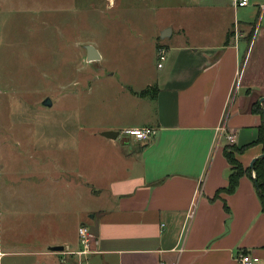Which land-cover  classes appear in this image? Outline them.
I'll list each match as a JSON object with an SVG mask.
<instances>
[{
  "label": "crops",
  "instance_id": "0c3cea01",
  "mask_svg": "<svg viewBox=\"0 0 264 264\" xmlns=\"http://www.w3.org/2000/svg\"><path fill=\"white\" fill-rule=\"evenodd\" d=\"M203 2L210 3L205 7L215 23L201 24L194 37L180 23L167 35L176 40L158 44L168 56L158 61L152 119L105 129L154 127L157 134L144 142L128 139L134 149L120 155L113 179L91 192L87 219L74 206L81 198L78 170L69 181L62 170L60 186L46 188L51 198L30 193L25 225L40 224L41 231L29 235L23 250L16 245L20 233L12 230L0 264H20V258L24 264H238L241 252L264 263V206L253 172L241 177L235 192L217 196L232 172L224 147L251 144L264 125V0ZM106 138L118 147L117 138ZM263 152L256 144L237 156L250 168ZM81 226L91 238L84 254Z\"/></svg>",
  "mask_w": 264,
  "mask_h": 264
},
{
  "label": "rangeland",
  "instance_id": "374dc122",
  "mask_svg": "<svg viewBox=\"0 0 264 264\" xmlns=\"http://www.w3.org/2000/svg\"><path fill=\"white\" fill-rule=\"evenodd\" d=\"M200 1L0 0V249L12 230L23 250L41 231L25 225L29 194L55 196L46 188L60 186L62 170L68 181L78 170L74 206L85 219L92 215L91 192L104 188L120 155L134 149L123 130L118 147L103 132L152 119L158 44L177 39L162 33L186 22L194 37L201 24H212L210 3ZM88 44L100 60L87 61ZM47 97L52 106L43 104Z\"/></svg>",
  "mask_w": 264,
  "mask_h": 264
},
{
  "label": "trees",
  "instance_id": "16d2710c",
  "mask_svg": "<svg viewBox=\"0 0 264 264\" xmlns=\"http://www.w3.org/2000/svg\"><path fill=\"white\" fill-rule=\"evenodd\" d=\"M256 144L264 145V125H262L260 128L258 139L252 142L251 144L244 146V147L243 146L239 147L236 144H226V146L224 147V155L227 158L231 166L232 172L229 177V185L226 188L219 190V192L217 193V196L221 191H225L227 193L235 192L239 185V181L241 177L245 173L252 174L251 167L245 168L242 162L238 159L237 155L240 153H243L247 148L253 145H256ZM254 172H255V178L257 179L258 184H259V188L264 193V156L257 158L254 164ZM260 196H261V200L264 206V195L260 194ZM225 207L226 209H228L227 205H225Z\"/></svg>",
  "mask_w": 264,
  "mask_h": 264
},
{
  "label": "built area",
  "instance_id": "2783aa9c",
  "mask_svg": "<svg viewBox=\"0 0 264 264\" xmlns=\"http://www.w3.org/2000/svg\"><path fill=\"white\" fill-rule=\"evenodd\" d=\"M249 0H237L238 6H246ZM158 60L159 63H162L167 59L168 50L164 46L158 47ZM224 129V128H223ZM124 134L129 135L135 138L138 141H148L153 138L157 134V129L154 127H143V128H128L122 131ZM228 139L230 142L234 141V136L229 135ZM79 233L81 236V242L84 246V249L80 251V254H84L89 252L90 250V230L87 226H81L79 229ZM236 260L238 264H264L262 259L251 252H241L237 255Z\"/></svg>",
  "mask_w": 264,
  "mask_h": 264
},
{
  "label": "water",
  "instance_id": "95a60500",
  "mask_svg": "<svg viewBox=\"0 0 264 264\" xmlns=\"http://www.w3.org/2000/svg\"><path fill=\"white\" fill-rule=\"evenodd\" d=\"M168 30H165L163 33H162V38H165L167 37V35H169V33H167ZM85 48H86V51H87V61H95V60H100L101 59V54L99 52V50L91 45V44H88V45H85ZM43 104L46 105V106H52L53 102L51 100L50 97H47L44 101H43ZM264 112V110H263ZM264 115V113H263ZM103 135L108 137V138H111V139H116L119 135H120V131H105L103 132ZM264 156V152L263 154H261L259 157H263ZM257 158H255L251 164H250V167L252 169V172L254 174V180H255V184H256V187L259 191L260 194L264 195V193L262 192V190L259 188V184H258V181L257 179L255 178V172H254V164L256 162ZM64 247L63 246H55L53 248V250H63Z\"/></svg>",
  "mask_w": 264,
  "mask_h": 264
}]
</instances>
